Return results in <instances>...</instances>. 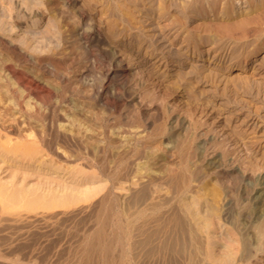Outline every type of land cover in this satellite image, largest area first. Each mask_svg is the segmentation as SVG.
I'll list each match as a JSON object with an SVG mask.
<instances>
[{
	"label": "rangeland",
	"instance_id": "1",
	"mask_svg": "<svg viewBox=\"0 0 264 264\" xmlns=\"http://www.w3.org/2000/svg\"><path fill=\"white\" fill-rule=\"evenodd\" d=\"M0 37L23 55L0 45V78L6 63L50 96L38 123L1 91L0 135L56 140L0 152V264H74L104 199L130 264H264V0H0ZM49 187L68 205L23 207Z\"/></svg>",
	"mask_w": 264,
	"mask_h": 264
},
{
	"label": "bare ground",
	"instance_id": "2",
	"mask_svg": "<svg viewBox=\"0 0 264 264\" xmlns=\"http://www.w3.org/2000/svg\"><path fill=\"white\" fill-rule=\"evenodd\" d=\"M84 29H86L85 27H84ZM94 29V28H93ZM91 30V29H90ZM84 32V31H83ZM98 32V31H97ZM97 32H90V34L88 35V38H89V41H90V39L92 38V39H96V38H98V33ZM82 33V32H81ZM84 33H86V32H84ZM85 38V37H84ZM82 39V38H81ZM86 40V39H85ZM97 40V39H96ZM84 42V41H83ZM0 45H3V46H7V48L9 49H13L12 51L14 52V54L16 55V56H18L19 58H21L23 55H22V52H20L19 51V49H17L16 48V44L15 43H12L11 42V44H9L5 39H3V38H1L0 37ZM21 49V48H20ZM23 58V57H22ZM25 58V57H24ZM18 59V58H17ZM20 60V59H19ZM22 60H24V59H22ZM21 61V60H20ZM24 63V62H23ZM6 64V63H5ZM5 64H2L3 66L1 67V71L2 72H5V70H7V74H9L11 77V80L12 81H14L13 83L11 82V80H9L10 78L9 77H7V74H3L4 75V78H0V92L2 91H4V92H6V91H8V90H10V89H8L7 90V88L10 86V85H12L13 84V87H14V83L19 87V89H18V91L21 89L22 90V92H26V95L27 96H25L24 98L26 99L25 101H23L24 103H25V105H23V104H21L22 106H24L25 107V112L26 113H29V116L31 117H36V118H38L39 119V121H38V123L40 122V123H42V121H43V117H44V114H46V113H44V111H42L41 110V107H44L45 106V104H46V102H47V99H48V97H50V96H48V93H45V94H42V93H44L43 91L40 93V88L38 87H36L35 85H33L32 84V81L30 80V79H28L27 77H25V75L19 70V68H14L13 66H11V65H5ZM9 64V63H8ZM5 65V66H4ZM4 68V69H3ZM22 69V68H21ZM52 69V68H51ZM54 70V69H53ZM47 71V70H46ZM9 78V79H8ZM43 84H45V83H43ZM38 86V85H37ZM39 86H40V84H39ZM42 87H44V86H42ZM2 88H4L3 90H2ZM11 88H12V86H11ZM13 89V88H12ZM13 93H15V91L16 92H18L17 91V88H16V90L15 89H13ZM21 92V91H20ZM13 93H12V95H13ZM58 93V92H57ZM47 94V95H46ZM12 95H11V97H12ZM63 95V94H62ZM65 96H67L66 94H64ZM14 96V95H13ZM34 97V96H36L35 98H37L38 97V99L40 100V101H38L39 103H40V105H38V106H40V107H38V109H36L34 106H32L31 104H30V100H29V98L30 97ZM59 97V96H58ZM1 98V97H0ZM13 98V97H12ZM60 98V97H59ZM63 98V97H62ZM2 99V98H1ZM1 99H0V101H1ZM70 99V98H69ZM9 100H11L10 98H9ZM8 100V101H9ZM37 100V99H36ZM66 100H67V98H66ZM3 101V100H2ZM1 101V102H2ZM7 101V102H8ZM15 101V100H14ZM55 101H57V100H55ZM7 102H6V104H7ZM11 102V101H10ZM13 102V101H12ZM33 102V101H32ZM61 102V101H60ZM68 102V101H67ZM71 103V102H70ZM19 103H13V106H16V105H18ZM38 104V103H37ZM36 104V105H37ZM69 104V103H68ZM53 105H54V103H53ZM62 105V104H61ZM71 105V104H70ZM8 106H9V104H8ZM20 106V105H19ZM18 106V107H19ZM10 107V106H9ZM23 107V108H24ZM36 109L34 112L31 110V109H34V108ZM56 108V107H55ZM60 108V107H59ZM15 109V108H14ZM18 109H20V107L18 108ZM45 109V108H44ZM61 109V108H60ZM17 110V109H16ZM23 110V111H24ZM46 110H47V108H46ZM50 110V109H49ZM12 111H13V109H12ZM19 111V110H18ZM22 111V110H21ZM14 112V111H13ZM12 112V113H13ZM24 112V113H25ZM51 112V111H50ZM23 113V112H22ZM25 113V114H26ZM2 114V113H1ZM9 114V113H8ZM62 114H65V112L64 113H62ZM3 115V114H2ZM47 115V114H46ZM50 115V114H49ZM25 116V115H24ZM46 117V116H45ZM66 117V116H65ZM68 119V118H67ZM24 121V120H23ZM45 121V120H44ZM72 121H73V119H72ZM72 121H68V123H70V124H74ZM50 122V121H49ZM52 122V121H51ZM57 122H59V124H60V121H57ZM22 122H21V125H20V128L21 127H24L25 126V124H26V122H25V124H23V126H22ZM45 123H43L42 124V126L44 125ZM46 124H47V122H46ZM50 124V123H49ZM26 125H28V124H26ZM52 126V125H51ZM70 126H72V125H70ZM44 127V126H43ZM42 127V128H43ZM50 127V126H49ZM53 127V126H52ZM55 128V127H54ZM46 129V128H45ZM49 129V128H48ZM43 131V130H42ZM40 132L39 133V135H35L32 131L31 132H28V133H26L25 135H21V142H11V140L12 139H10L9 137H7L6 135H0V138H6L5 139V141H3V143H1L0 142V152H1V154L2 155H5V156H7V157H9V156H13L14 155V153H15V151H12V150H17V149H19L20 147L21 148H24V149H28V147H30L31 145H38L37 144V142L39 141V140H41L42 142H44L45 141V145L46 144H48L47 146H49L50 144L53 146V144L55 143V141H54V133L53 134H51V135H53V137H50L51 139L49 140V138H47V137H45L43 134H44V131L43 132ZM52 131V130H51ZM58 131H60V130H58ZM110 133V132H109ZM48 134V133H47ZM46 134V135H47ZM56 135V134H55ZM58 137V136H57ZM36 138V139H35ZM38 138V139H37ZM36 140H38L37 142H36ZM58 140V139H57ZM54 141V142H53ZM59 142V141H58ZM44 144V143H43ZM57 144H59V143H57ZM2 145H4L6 148H7V150L6 151H4V150H2ZM46 146V147H47ZM12 147H14V148H12ZM51 147V146H50ZM59 148V147H58ZM8 149H10L9 151H11V152H14L12 155L9 153V151H8ZM19 155H21L20 153L18 154L17 153V155L16 156H19ZM26 156H28V155H26ZM30 157H28L27 159H33V157L31 158V155H29ZM23 158H24V156H22ZM22 157L20 158V159H22ZM38 160V159H37ZM45 161V160H44ZM37 162V161H36ZM33 163H34V165L36 166V167H38V168H41L42 167V163H43V161H38L37 163H35V160L33 161ZM120 163H122V162H120ZM119 163V164H120ZM117 164V163H116ZM124 164V163H123ZM147 164H148V162H147ZM145 165H146V163H145ZM120 166V165H119ZM123 166V165H122ZM148 166H150V163L148 164ZM147 165L146 166H144V167H146V169H147V167H148ZM124 167V166H123ZM126 167V166H125ZM127 168V167H126ZM119 169V171H122V170H120V169H123V168H118ZM124 171V170H123ZM127 171V170H126ZM120 174V173H119ZM150 180V179H149ZM261 181V180H260ZM260 181H259V183H260ZM259 187V186H258ZM262 189V188H261ZM261 189H260V191H261ZM264 189V188H263ZM27 190V189H26ZM58 188L57 187H49V188H47L46 189V194L44 193V195H43V198L44 199H42V200H35V201H25L24 202V204H23V207H25V209L26 210H28V211H34V210H36V209H38V208H43V209H48V208H52V207H55V206H66V205H68V203H69V201L71 200V198H69V196L70 195H68V194H63V195H65V196H67V197H64V199H61L60 198V196L58 195ZM64 190H66V188L64 189ZM61 191H63V189H61ZM259 191V192H260ZM263 191V190H262ZM261 191V192H262ZM6 187L4 186V185H2L1 183H0V202H2L3 200H6L7 198H6ZM145 192V191H144ZM139 192H137V194H138ZM258 193V192H257ZM108 194V193H107ZM140 194H142L141 192H140ZM140 194H138V195H140ZM62 195V193H61V196H63ZM105 194H103V196H104ZM111 195V194H110ZM109 195V196H110ZM138 195H137V197H138ZM146 195V194H145ZM106 196V195H105ZM140 196H142V195H140ZM264 196V195H263ZM87 195H86V193H78L76 196H73L72 197V199L74 200L72 203H75V202H77V201H82V200H85L86 201V199H87ZM135 196H133V198H134ZM101 198H103V197H101ZM100 198V199H101ZM144 198V197H143ZM111 199V198H110ZM134 199H136V200H138L137 198H134ZM253 199H255V197L253 198ZM114 200H115V198H114ZM141 200V199H140ZM139 200V201H140ZM22 200L21 199H16V201H13L12 203H10V204H8L9 206L7 207L8 209H13L14 207H17L16 205L19 203V202H21ZM116 201V200H115ZM138 201V202H139ZM255 201V200H254ZM134 202V201H133ZM136 202V201H135ZM134 202V203H135ZM123 203V202H122ZM140 203V202H139ZM155 204H156V202H154ZM154 203H153V206H150V208L153 210V212H154V210L156 211V210H158V205H159V203L160 202H158V205H155L154 206ZM261 203V202H260ZM98 209H97V207H96V209H97V212H96V214H95V225H94V227L92 228L91 227V230L88 232V233H86V235H84L82 238H80L79 239V241H78V243H77V245L75 246V248H74V251H73V254H74V256H75V258H74V264H98V263H100V264H130L128 261H127V257H128V255H129V252H128V255H127V240L129 239V234H128V227H127V223H128V221H127V223H126V220H124V218L126 217H123V214H122V212H121V210H119V209H117V207H115V204H116V202L114 203V201L113 200H101V201H99L98 203ZM124 205H125V203H123ZM130 204V203H129ZM137 204V203H136ZM145 204V203H144ZM146 204H148L147 202H146ZM152 204V203H151ZM184 204V203H183ZM149 205H150V203H149ZM162 205V204H161ZM160 205V206H161ZM187 206V208H186V206ZM120 207V206H119ZM124 207H126V206H124ZM127 207H128V205H127ZM145 207H147L148 208V206H145ZM145 207H142V208H144L145 209ZM184 208H186V210H188V214L191 216V218L190 219H192V217L194 218V217H196L197 215H196V213H195V211H194V209H196V208H194V207H192L191 206V204H189V205H187V204H184V206H183ZM129 208V207H128ZM144 209H142V210H144ZM150 209V210H151ZM181 209V208H180ZM140 210V209H139ZM150 210H147L148 212L150 211ZM170 210H171V208H170ZM169 210V211H170ZM128 211V210H127ZM133 211V210H132ZM181 211V210H180ZM179 211V212H180ZM123 212H124V209H123ZM142 212V211H141ZM146 212V211H145ZM144 212V213H145ZM150 212H152V211H150ZM156 212H158V211H156ZM178 212V211H177ZM176 212V213H177ZM181 212H183V211H181ZM180 212V213H181ZM128 213H129V211H128ZM138 213H140V211L138 212ZM169 213V212H168ZM198 213V212H197ZM148 214V213H147ZM177 214H179V213H177ZM124 215H125V213H124ZM176 215V214H175ZM173 216V215H172ZM130 217V216H129ZM135 217V216H134ZM134 217H132V218H134ZM137 217V216H136ZM139 217H141V215L139 216ZM138 217V218H139ZM176 217V216H175ZM184 217H185V215H184ZM199 217V216H198ZM131 218V219H132ZM171 218V217H170ZM173 218V217H172ZM171 218V219H172ZM177 219H178V217H176ZM175 218V219H176ZM182 218V217H181ZM197 218V217H196ZM255 218H256V215H255ZM136 219V218H135ZM135 219H133V220H135ZM199 219V218H198ZM129 220H130V218H129ZM132 220V221H133ZM165 220V219H164ZM185 220V219H184ZM189 220V219H188ZM93 221H94V219H93ZM165 221H167V218H166V220ZM191 221V220H190ZM196 221V220H195ZM130 222H131V220H130ZM176 222V221H175ZM175 222H173V223H175ZM178 222V221H177ZM181 222V221H180ZM132 223V222H131ZM133 223H135V221L133 222ZM170 223H171V220H170ZM110 225V229H107V225ZM197 224V223H196ZM164 225V224H163ZM170 225V224H169ZM177 225V224H176ZM180 225V224H179ZM190 225V224H189ZM204 225V228H205V230H206V226L208 225L207 223H203L202 225H201V227ZM131 226H132V224H131ZM171 226V225H170ZM169 226V227H170ZM174 226V225H173ZM183 226V225H182ZM181 226V227H182ZM176 227V226H175ZM108 228H109V226H108ZM177 229V228H176ZM175 230V229H174ZM183 230L184 231H186V228L184 227L183 228ZM192 230V229H191ZM179 231H181V230H179ZM192 232H194L193 230H192ZM192 232H189V234L190 233H192ZM196 232V231H195ZM188 233V232H187ZM182 234H183V232H182ZM185 234V233H184ZM193 235V234H192ZM192 235H191V237H192ZM190 236V235H189ZM186 238V237H185ZM193 238V237H192ZM193 240V239H192ZM198 240V239H197ZM191 241V240H190ZM195 241V240H194ZM129 243V242H128ZM193 243V242H192ZM199 243V241H197L195 244H198ZM191 244V243H190ZM201 244V243H200ZM199 246H202V244L201 245H198V247ZM209 247H210V245H209ZM208 247V248H209ZM193 248V247H192ZM197 248V247H196ZM201 248V247H200ZM195 249V248H194ZM206 249H207V247H206ZM210 249V248H209ZM240 251H242V249L240 250ZM202 252V251H201ZM210 252H211V250H210ZM195 253V252H194ZM208 253V252H207ZM190 254H192V253H190ZM201 254V253H200ZM200 254H199V256H200ZM193 255V254H192ZM206 255V254H205ZM227 255V254H226ZM234 255V254H233ZM242 254H240V256H241ZM244 255V254H243ZM242 255V256H243ZM228 257H229V255H227ZM230 256H232V255H230ZM240 256H238V257H240ZM209 257V256H208ZM215 257V256H214ZM213 257V259H215L214 261L217 263V264H224V263H226L225 261L227 260L228 261V258H226V256L225 257H215L214 258ZM235 257V256H234ZM237 257V256H236ZM195 258H196V256H195ZM229 258H232V257H229ZM246 258V257H245ZM197 259V258H196ZM211 259V258H210ZM233 259H235V258H233ZM242 259V258H241ZM197 261V260H196ZM213 262V261H212ZM215 263V264H216Z\"/></svg>",
	"mask_w": 264,
	"mask_h": 264
}]
</instances>
